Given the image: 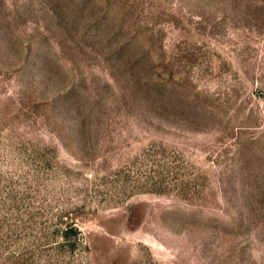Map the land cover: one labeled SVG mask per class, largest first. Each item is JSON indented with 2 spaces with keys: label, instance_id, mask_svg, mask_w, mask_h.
Masks as SVG:
<instances>
[{
  "label": "rangeland",
  "instance_id": "1",
  "mask_svg": "<svg viewBox=\"0 0 264 264\" xmlns=\"http://www.w3.org/2000/svg\"><path fill=\"white\" fill-rule=\"evenodd\" d=\"M0 264H264V0H0Z\"/></svg>",
  "mask_w": 264,
  "mask_h": 264
}]
</instances>
